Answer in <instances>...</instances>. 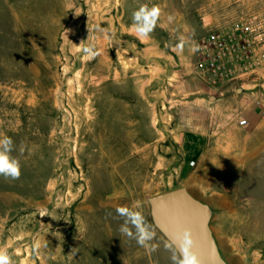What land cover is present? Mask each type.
Listing matches in <instances>:
<instances>
[{"label": "rangeland", "instance_id": "rangeland-1", "mask_svg": "<svg viewBox=\"0 0 264 264\" xmlns=\"http://www.w3.org/2000/svg\"><path fill=\"white\" fill-rule=\"evenodd\" d=\"M141 5L161 13L138 39L132 14ZM256 15L264 18V0H0V137L13 139L22 165L18 180L0 176V247L13 264H100L113 241L116 260L139 249L120 234L115 209L139 201L155 230L148 198L173 187L184 152L175 141L214 132L208 94L193 114L183 103V91L205 85L193 53L167 64V49L179 36L193 43L202 18L218 30ZM81 41L100 54L88 59ZM262 84L264 72L237 88L250 127L264 120ZM221 108L228 122L241 112ZM260 206L264 214V192Z\"/></svg>", "mask_w": 264, "mask_h": 264}, {"label": "crops", "instance_id": "crops-1", "mask_svg": "<svg viewBox=\"0 0 264 264\" xmlns=\"http://www.w3.org/2000/svg\"><path fill=\"white\" fill-rule=\"evenodd\" d=\"M198 23L197 32H194L195 44L215 30L212 26L208 27L210 23L205 22V18ZM190 30L188 32H191ZM166 32L170 41L173 35ZM191 44L186 41L183 52L174 50L175 45L168 48L165 54L167 64L185 60L186 54H192ZM237 88L236 85H226L213 89L205 84L201 87L194 85L188 91H183L184 97H189L183 103L192 114L196 109L195 105L201 100L197 96L209 95L208 103L213 118L208 126L212 127L214 132L209 136L192 132L180 135L175 141L184 152L174 165L171 178L168 177L169 185L173 186L169 190L185 187L196 199L212 209L211 228L223 257L233 259L235 256H255L256 264H264V214L263 209L258 211V203L263 208L264 174L256 172L258 169H264V120L255 123L253 127H240L237 121L228 122L218 115L222 114L221 106L227 108L226 111L240 110L241 114L244 113L247 101L239 94ZM194 119L192 117L191 122L194 123ZM192 161L195 162L194 165L190 164ZM254 206L255 215L251 211ZM253 223L256 225L254 232ZM153 231L155 239L151 243L157 245V249L151 255L140 246L125 260H116L110 255V251L113 253L120 249L121 245L114 241L106 242L109 255L99 258V263L172 264V252L166 248L170 242L156 227ZM226 261L228 264L231 262L228 258Z\"/></svg>", "mask_w": 264, "mask_h": 264}, {"label": "built area", "instance_id": "built-area-1", "mask_svg": "<svg viewBox=\"0 0 264 264\" xmlns=\"http://www.w3.org/2000/svg\"><path fill=\"white\" fill-rule=\"evenodd\" d=\"M198 45L200 51L193 54L194 69L210 88L236 85L246 90L256 84L264 72V18L261 16L213 30L201 38ZM255 105L262 106L261 101L256 100ZM233 117L240 127L248 126L243 114Z\"/></svg>", "mask_w": 264, "mask_h": 264}, {"label": "clouds", "instance_id": "clouds-1", "mask_svg": "<svg viewBox=\"0 0 264 264\" xmlns=\"http://www.w3.org/2000/svg\"><path fill=\"white\" fill-rule=\"evenodd\" d=\"M160 13L161 9L158 6L149 8L147 5H141L138 10L133 12V28L138 39L147 38L154 31ZM171 19L172 17H169V20ZM178 40L174 50L183 52L186 39L184 36H179ZM77 49L82 50L88 59H94L100 54L95 44H85L84 41L77 45ZM190 51L195 54L200 51V46L193 42ZM241 123L243 124L244 121ZM15 150V144L11 137L7 135L0 137V176L6 180H18L21 176V162L12 155ZM20 151L22 152L23 149ZM140 207L139 201H133L131 205L118 206L115 209L117 216L123 219L119 232L128 239H134L151 255L157 249V245L151 243L155 239V232L139 210ZM177 238L180 241L179 248L172 242L166 245V248L172 252L170 257L172 264H199L198 257L191 250L194 243L191 231L185 229L182 236ZM0 264H13L12 257L3 247H0Z\"/></svg>", "mask_w": 264, "mask_h": 264}, {"label": "water", "instance_id": "water-1", "mask_svg": "<svg viewBox=\"0 0 264 264\" xmlns=\"http://www.w3.org/2000/svg\"><path fill=\"white\" fill-rule=\"evenodd\" d=\"M155 227L179 248L185 229L193 238L192 251L199 264H228L223 258L211 228L212 209L196 199L185 187L148 198Z\"/></svg>", "mask_w": 264, "mask_h": 264}]
</instances>
